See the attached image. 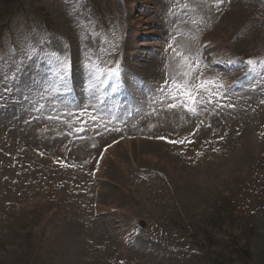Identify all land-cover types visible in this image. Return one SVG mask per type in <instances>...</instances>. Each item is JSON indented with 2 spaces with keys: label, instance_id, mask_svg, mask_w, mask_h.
<instances>
[{
  "label": "rangeland",
  "instance_id": "1",
  "mask_svg": "<svg viewBox=\"0 0 264 264\" xmlns=\"http://www.w3.org/2000/svg\"><path fill=\"white\" fill-rule=\"evenodd\" d=\"M232 62L242 73L224 93L216 72ZM203 65L212 99L197 108L222 134L234 105L241 129L216 153L206 134L116 145L94 190L97 147L136 126L118 117L154 110L142 132L191 137L179 93ZM68 66L74 108L55 105ZM113 78L131 102L99 92ZM92 99L103 125L75 143L62 119L81 109L93 125ZM66 158L77 167L53 163ZM0 264H264V0H0Z\"/></svg>",
  "mask_w": 264,
  "mask_h": 264
},
{
  "label": "snow or ice",
  "instance_id": "2",
  "mask_svg": "<svg viewBox=\"0 0 264 264\" xmlns=\"http://www.w3.org/2000/svg\"><path fill=\"white\" fill-rule=\"evenodd\" d=\"M186 95L188 96L189 100L195 101L197 100L196 96L193 94V92L191 90H187L185 89ZM174 143H180L179 141H174ZM185 143H187V141H185Z\"/></svg>",
  "mask_w": 264,
  "mask_h": 264
},
{
  "label": "bare ground",
  "instance_id": "3",
  "mask_svg": "<svg viewBox=\"0 0 264 264\" xmlns=\"http://www.w3.org/2000/svg\"><path fill=\"white\" fill-rule=\"evenodd\" d=\"M140 43H141V42H140ZM140 43H139V44H140ZM138 53H139V52H138ZM142 79H143V78H142ZM129 81H130V77H129ZM133 92H136V91L133 90ZM53 112H54V111H53ZM55 113H56V112H55ZM53 114H54V113H53ZM183 123H186V122H185L184 120H180V124L184 125Z\"/></svg>",
  "mask_w": 264,
  "mask_h": 264
},
{
  "label": "water",
  "instance_id": "4",
  "mask_svg": "<svg viewBox=\"0 0 264 264\" xmlns=\"http://www.w3.org/2000/svg\"><path fill=\"white\" fill-rule=\"evenodd\" d=\"M144 225V222H141Z\"/></svg>",
  "mask_w": 264,
  "mask_h": 264
}]
</instances>
